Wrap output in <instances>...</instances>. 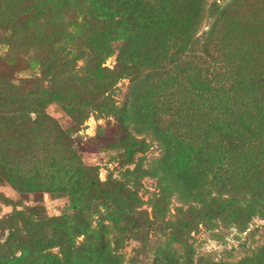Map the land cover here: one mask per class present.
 Here are the masks:
<instances>
[{
  "label": "rangeland",
  "instance_id": "rangeland-1",
  "mask_svg": "<svg viewBox=\"0 0 264 264\" xmlns=\"http://www.w3.org/2000/svg\"><path fill=\"white\" fill-rule=\"evenodd\" d=\"M230 1L208 0L212 6L199 31L211 26L216 9L226 7L219 20V36L210 38L208 49L214 59L219 56L230 63V68H224V78L243 82L242 101L246 102L254 89L246 80L264 74V3L243 0L234 7ZM53 2L56 0H0V264H53V254L65 256L67 264H103L86 252L84 243L105 224L113 235L111 246L122 255L120 264H154L155 254H164L165 247L175 248L185 264H202L207 257L235 261L263 244L264 211L256 206L247 220L241 212L232 215L224 205L249 199L253 190L264 193V161L259 157L242 155V166L214 172L217 185H209L207 196L198 201L188 199L157 171L154 161L160 145L153 137L135 135L140 143L130 148L129 136H125V145L120 147L116 140L121 130L112 115L91 110L79 129L62 139L51 138L50 126L44 122L27 119H32L37 109L36 89L34 84L23 88L20 81L38 76L46 50L52 47L60 56L68 51L76 60L74 68H78L89 54L101 49V65L111 69L125 27L100 17H83L80 10L85 7L65 12L55 22L53 11L47 9ZM89 3L77 0L76 5ZM177 30L167 28L161 36L166 46L171 45ZM59 71L51 84L42 82L50 89L42 109L63 130L72 116L66 114L61 102L84 105L97 94L85 89L88 78L83 72ZM131 76L126 70L112 85L109 97L116 117L120 116ZM185 88L187 84L176 89L175 96L191 107L194 99H188ZM197 109H191L190 116L201 121ZM176 128L191 129L180 123ZM189 150L188 144H182L176 152L177 164L190 161ZM88 165L95 166L96 176ZM120 177L133 187L137 201L118 198L116 205L143 210L148 225H137L113 208H100L75 220L62 215L77 196L82 200L85 193L83 200L90 199L88 192H95L90 181L105 183ZM33 206L43 211L39 221L34 220ZM220 207L225 211H219ZM59 216V220L50 219Z\"/></svg>",
  "mask_w": 264,
  "mask_h": 264
},
{
  "label": "trees",
  "instance_id": "trees-1",
  "mask_svg": "<svg viewBox=\"0 0 264 264\" xmlns=\"http://www.w3.org/2000/svg\"><path fill=\"white\" fill-rule=\"evenodd\" d=\"M242 1L231 0L229 3L239 7ZM260 1L264 3V0ZM76 2L56 0L51 3L52 8L47 4L42 8L53 11L55 22L65 12L85 7L84 11L80 10L83 17L92 20L100 17L104 22L123 24L125 27L116 46L115 63L111 69L102 66V50L99 49L101 52H92L82 66L74 68L76 60L68 51L60 56L53 53L52 47L46 50L39 64L38 76L20 81L23 88L34 84L36 89L37 109L32 119L27 116L31 123L44 122L50 126L48 133L54 136L51 138L62 139V136L77 131L86 113L91 110L112 115L121 130L117 144L123 147L125 136H129L131 144L128 146L131 148L140 143L135 135L153 137L160 145L154 161L157 171L188 199L198 201L207 196L209 185H217L214 172L242 166V155L248 159L259 157L264 161V74L251 80L245 79L253 83L254 89L248 101L243 102V82L224 78V68H230V63L219 56L214 59L208 49L210 38L219 36V20L226 7L216 9L211 15H214L211 26L199 31L200 23L212 6L208 0H89V5L79 7ZM170 27L178 29V32L171 45L166 46L161 36ZM58 70L61 74H73L74 70L83 72V76H87L85 79L88 78L85 89L89 92L95 90L97 94V98H89L91 101L84 105L75 103L68 106L61 102L66 114L72 116V121L63 130L42 109L50 90L47 85L43 87L42 82L51 84ZM126 70L131 71L132 76L124 92L120 116L116 117L115 105L109 94L112 85ZM186 84L188 99H194L191 107L185 106L175 96L176 89ZM170 105L175 108L167 109ZM195 107H198V116L203 117L201 121L190 116L191 109ZM179 116L181 118L177 120ZM176 123L191 129L176 128ZM182 144L190 147V161L177 164L176 152ZM40 154L43 155L42 150ZM36 163L39 164V161ZM51 168L52 164H49L47 169L51 171ZM87 168L94 174V165ZM256 176L254 173L253 177ZM89 184L95 191L86 195L90 199L83 200L85 193L81 195L82 200L77 196L75 203L69 202L62 215L75 220L100 208H113L137 225L149 224L143 210L116 205L118 198L137 201L133 187L127 186L123 177L105 183L93 180ZM240 201L243 202L227 201L224 205L232 215L241 212L247 220L256 206L264 211V193L259 190H253L249 199L242 198ZM223 208L220 207L219 211H225ZM31 210H34V220L42 216L43 211L39 212L38 206L31 207ZM60 217L50 219L59 220ZM112 239L109 225H102L93 231V236L87 237L85 250L103 264H120L122 255L111 246ZM163 253L155 254L154 264H185L175 248L165 247ZM67 263L69 260L65 256L53 254V264ZM202 264H264V243L251 248L235 261L207 257Z\"/></svg>",
  "mask_w": 264,
  "mask_h": 264
}]
</instances>
